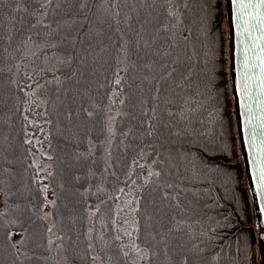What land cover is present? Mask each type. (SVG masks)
Listing matches in <instances>:
<instances>
[{
    "label": "trees",
    "instance_id": "trees-1",
    "mask_svg": "<svg viewBox=\"0 0 264 264\" xmlns=\"http://www.w3.org/2000/svg\"><path fill=\"white\" fill-rule=\"evenodd\" d=\"M40 2L0 0V264H60L43 204L64 264H258L223 1Z\"/></svg>",
    "mask_w": 264,
    "mask_h": 264
},
{
    "label": "water",
    "instance_id": "water-1",
    "mask_svg": "<svg viewBox=\"0 0 264 264\" xmlns=\"http://www.w3.org/2000/svg\"><path fill=\"white\" fill-rule=\"evenodd\" d=\"M222 1L226 23V70L238 155L256 235L257 262L264 264V240L260 239L264 232V214L258 211L259 206H264V199L256 194L257 182L252 178V173L264 166V139L260 136V132L264 131V25L252 17L258 11L264 13V7L246 9L243 20L248 23L241 21V26L236 27L233 23L237 16L236 11L229 0ZM244 2L248 3L249 0ZM251 2L255 4L260 0Z\"/></svg>",
    "mask_w": 264,
    "mask_h": 264
},
{
    "label": "snow or ice",
    "instance_id": "snow-or-ice-1",
    "mask_svg": "<svg viewBox=\"0 0 264 264\" xmlns=\"http://www.w3.org/2000/svg\"><path fill=\"white\" fill-rule=\"evenodd\" d=\"M106 2V0H101L100 4L97 6L98 8H103V3ZM167 3H171L172 0H166ZM230 2V5L234 8V10L236 11L237 13V16H236V19L233 23H235L236 27H240L241 26V21H243L244 24H247L248 21L247 20H243V16H244V13H245V10L248 9V8H255V9H260L262 7H264V0H260L259 3H255L253 4L251 2V0H249L248 3H245L244 0H229ZM52 3V0H41L40 2V9H44L45 7H47V5L51 4ZM90 3V0H79V3H78V9L81 13H84L86 9H88V5ZM23 11L27 12V9H23ZM167 11V15L169 16H172L173 15V12L171 10H166ZM106 15H110V13L106 12L105 13ZM47 13L45 12H41V16H46ZM116 15L118 16L119 13H116ZM129 20H131V17H128ZM252 19L254 20H258L260 22L261 25H264V13H260L259 11L256 13V15L254 17H252ZM96 20L99 22V23H103L104 20L101 16H97L96 17ZM77 23V21H72V24H75ZM40 24V25H43L44 28H50L51 25H48V24H43V20H37L36 24H33L32 27L33 28H36L37 25ZM67 24V22H66ZM129 27H131V25L129 24ZM68 28L69 30H71V24H68ZM143 29H141L142 31ZM160 29H158L159 31ZM163 30H167L166 28L163 29ZM245 31H247V28H245ZM97 35H99V33H97ZM137 35H139V32L137 33ZM85 38L86 39H91V37L88 35V33H85ZM28 41H32V36L29 35L26 37V40H25V44L28 42ZM153 42H154V38H153ZM69 43H72L74 44V41H69ZM139 41L136 42L137 44V47H139ZM50 47L52 48H55L57 45L56 44H51L49 45ZM144 47L145 48H148L149 45H148V42L145 41L144 42ZM122 51H125L127 50V42H125L122 46ZM157 55H159V53H157ZM164 55H168V53H165ZM61 63H63V61H61ZM144 67L148 70V71H151V66L149 64H145ZM169 75H171V73H169ZM165 77L161 76L160 79H164ZM145 79H147V77H145ZM115 83L117 85H119L121 83L120 80H116ZM237 87L239 88V85H237ZM159 91V89H157V92ZM242 91V90H241ZM116 95H119V93H116ZM121 103H123V101H121ZM153 113L155 112V109L152 110ZM90 116L92 115L91 112L88 113ZM145 115H147V113H145ZM169 115H172V113H169ZM242 115V114H241ZM149 128L151 129L152 128V125L149 124ZM107 131L108 132H112V128L111 127H108L107 128ZM148 135H152V132L149 131L148 132ZM260 136L262 139H264V131H261L260 132ZM225 151H227V149H225ZM264 151V150H262ZM253 163L255 164L256 161L254 160ZM150 176L152 175H155V176H159L160 173L158 172H155V173H149ZM252 178L254 180H256L257 182V188L255 189L256 191V194L261 197L262 199H264V166H261L259 167L256 171H254L252 173ZM258 211L259 213L261 214H264V206H259L258 207ZM183 229V223L179 220H176L174 221L173 223H171L169 226H168V232L171 233V232H180L181 230ZM49 231H51V229H49ZM165 239V237L163 236V234H161V242H163ZM260 239L261 240H264V232L261 233V236H260ZM198 251L202 252L203 250L202 249H199ZM93 260L96 259V257H93L92 258ZM183 264H189V261H188V258H185L184 261H183Z\"/></svg>",
    "mask_w": 264,
    "mask_h": 264
},
{
    "label": "rangeland",
    "instance_id": "rangeland-1",
    "mask_svg": "<svg viewBox=\"0 0 264 264\" xmlns=\"http://www.w3.org/2000/svg\"><path fill=\"white\" fill-rule=\"evenodd\" d=\"M37 147L38 148L34 153V160L39 166V169L41 172L42 182L44 183V185L46 187L49 198H51L52 193H51V190L49 188V185L46 182V177H47V174L50 170L48 153H47L46 149L43 146H41L40 144H37ZM2 208H3L2 198H0V209H2ZM41 211H42V214L46 217V219L48 221L49 229H51V231H49V240L52 243L55 255H56L58 261L60 262V264H64L65 260H64V251H63V244H62V240H61V234L58 232V230L55 229V227L53 225V218H52L51 212L48 209L46 204H43L41 206ZM255 246H256V244H255Z\"/></svg>",
    "mask_w": 264,
    "mask_h": 264
},
{
    "label": "bare ground",
    "instance_id": "bare-ground-1",
    "mask_svg": "<svg viewBox=\"0 0 264 264\" xmlns=\"http://www.w3.org/2000/svg\"><path fill=\"white\" fill-rule=\"evenodd\" d=\"M224 25H226V23H224ZM257 226V225H256Z\"/></svg>",
    "mask_w": 264,
    "mask_h": 264
}]
</instances>
